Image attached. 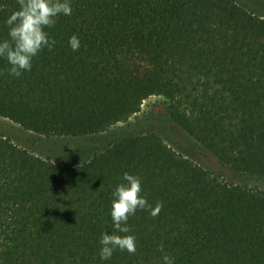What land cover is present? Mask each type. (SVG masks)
Wrapping results in <instances>:
<instances>
[{"label":"trees","instance_id":"trees-1","mask_svg":"<svg viewBox=\"0 0 264 264\" xmlns=\"http://www.w3.org/2000/svg\"><path fill=\"white\" fill-rule=\"evenodd\" d=\"M69 2L45 29L54 50L0 75V119L81 151L0 132V264H264V0ZM18 8L0 0V41ZM151 95L169 101L167 129L139 115ZM124 172L163 208L129 217L134 255L101 260Z\"/></svg>","mask_w":264,"mask_h":264},{"label":"clouds","instance_id":"clouds-1","mask_svg":"<svg viewBox=\"0 0 264 264\" xmlns=\"http://www.w3.org/2000/svg\"><path fill=\"white\" fill-rule=\"evenodd\" d=\"M19 8L11 12L6 18L8 27L7 38L0 41V58L7 61L9 67L0 75H10L19 78L24 72L32 68V60L43 49L54 50L57 43L49 37L46 28H52L60 15L71 16L72 7L69 0H17ZM73 51H78L80 41L76 35L68 40ZM122 182L118 183L111 195L110 216L113 232L103 233L99 238V257L108 260L114 251L136 253V238L131 233L128 219L138 209L148 210L155 218L163 208L162 202L153 206L141 195L140 177L124 172ZM123 234V235H121ZM163 264H174V259L168 254L162 257Z\"/></svg>","mask_w":264,"mask_h":264},{"label":"rangeland","instance_id":"rangeland-1","mask_svg":"<svg viewBox=\"0 0 264 264\" xmlns=\"http://www.w3.org/2000/svg\"><path fill=\"white\" fill-rule=\"evenodd\" d=\"M168 105L169 101L164 96L151 95L142 102L139 115L155 116L157 119L161 118L162 124L167 129L170 123L167 116ZM0 132L15 138L19 143L24 144L25 146L33 148L34 152L40 153L41 155L47 153L51 156H54L55 154H60L61 151L66 153L72 152L73 156H69V159L75 161L76 157L74 156L76 154L79 155L81 151V147L79 145L77 146V142H74L73 140H58L54 146L43 144V147H37L34 144L31 136L22 131L15 124H12L5 119H0ZM203 160L207 164H212V166L216 165L213 161V158L204 157Z\"/></svg>","mask_w":264,"mask_h":264}]
</instances>
